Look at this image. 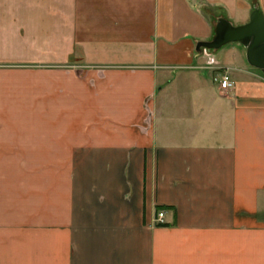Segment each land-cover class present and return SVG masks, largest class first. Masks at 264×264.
Returning <instances> with one entry per match:
<instances>
[{"label":"crops","instance_id":"crops-1","mask_svg":"<svg viewBox=\"0 0 264 264\" xmlns=\"http://www.w3.org/2000/svg\"><path fill=\"white\" fill-rule=\"evenodd\" d=\"M205 5L251 13L0 0V264H264V76Z\"/></svg>","mask_w":264,"mask_h":264},{"label":"water","instance_id":"water-1","mask_svg":"<svg viewBox=\"0 0 264 264\" xmlns=\"http://www.w3.org/2000/svg\"><path fill=\"white\" fill-rule=\"evenodd\" d=\"M230 43L243 46L247 63L264 74V13L259 6L253 7L249 21L241 25L219 18L212 39L197 42L196 50L217 51Z\"/></svg>","mask_w":264,"mask_h":264},{"label":"rangeland","instance_id":"rangeland-1","mask_svg":"<svg viewBox=\"0 0 264 264\" xmlns=\"http://www.w3.org/2000/svg\"><path fill=\"white\" fill-rule=\"evenodd\" d=\"M247 1L250 3L249 10L251 12H252L254 6H259V4L257 3L258 0H247ZM219 8L220 7L217 6V5H214V6L205 5L204 7H202V11L205 12V14L212 20L213 34H214V31H215V26L217 24L218 19L219 18H223V17L226 18V19H228L227 15L221 9H219ZM242 18L243 17H239L238 19H228V20L232 24H234V25H241V24H244V23H246V22L249 21V19H247L248 17H245L246 19L245 18L242 19ZM212 37H213V35H212ZM212 37H211V39H212ZM229 49H237L238 51H240V55L243 57L244 63L246 65H248V63L246 62L245 49L243 48V46H241L238 43H230V44H227L224 47H222L221 49L215 51V53H217V55H219L220 53H224V51H227ZM210 52H214V51H210ZM253 69H255V68H253ZM255 70L258 71L261 75L264 76V74L260 70H258V69H255ZM217 78L218 79L214 83L215 84V87H217V86L220 85L221 78L220 77H217Z\"/></svg>","mask_w":264,"mask_h":264},{"label":"built area","instance_id":"built-area-1","mask_svg":"<svg viewBox=\"0 0 264 264\" xmlns=\"http://www.w3.org/2000/svg\"><path fill=\"white\" fill-rule=\"evenodd\" d=\"M220 86L222 89H230L234 86V83L229 74L225 73L221 76ZM156 221L159 224H164V211H160L157 214Z\"/></svg>","mask_w":264,"mask_h":264}]
</instances>
